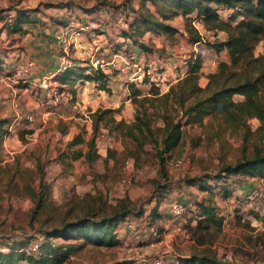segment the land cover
<instances>
[{
	"label": "rangeland",
	"instance_id": "1",
	"mask_svg": "<svg viewBox=\"0 0 264 264\" xmlns=\"http://www.w3.org/2000/svg\"><path fill=\"white\" fill-rule=\"evenodd\" d=\"M102 1L112 5L102 12L87 11ZM146 5L155 9L150 1ZM19 8L37 10L33 16L40 26L29 30L30 26L24 23V29L18 32L2 28ZM141 8V0H0V59L3 60L0 68V118L9 120V132L0 142V249L9 250L16 241H38L43 230L61 225L64 220L87 213H107L119 198L129 195L135 210L143 211L128 217L135 222V228H129L123 222L117 244L83 243L62 264L131 263L141 256L168 254L179 258L194 252L264 264V179L256 176L255 185L244 186L243 182L249 183L247 179L251 178L242 175H253H233L228 190L212 186L213 191L203 190L198 184L185 183L187 177L215 174L223 164L255 155L258 146L264 151V139L255 133L260 124L258 118L250 119V135L243 131L217 133V122L212 126L185 125L180 143L168 154L166 171L173 187L166 195L159 194L155 183L156 179L166 181L156 156L155 143H147L135 156L125 155L127 147L133 145L116 128L101 126L98 130L95 148L101 156L93 162L71 157L66 159L68 163L60 162L62 152L69 149L68 143L75 134L82 133L85 138L93 135L92 114L95 110L92 108L95 105L92 103H106L113 97L114 103H122L115 113L117 119L124 118L127 122L134 119L136 104L128 99L125 79L133 77L139 69L132 64L126 69L112 64L117 49L124 50V46L141 49L144 56L136 61L146 65L149 59L156 60L162 65L158 68H165L169 73L167 79L173 80L180 73L185 74L180 66L183 53L175 46L188 42L190 53L200 51L207 60L201 76L210 71L211 62L216 58L212 55L214 50L204 48L205 45L195 50L188 40L190 36L182 14L169 20L183 28L180 36L152 31L142 36H125L130 30V22ZM221 13L228 19V11L222 10ZM71 23L75 25L76 33L65 48L56 35L57 29ZM193 24L208 40L225 35L224 31L208 29L201 19H195ZM159 35V40L155 41L154 36ZM262 51L263 43H260L255 52L259 55ZM70 62L110 68L114 72L111 91L98 92L91 84L86 87L75 86L76 83L61 86L59 80L56 86L64 95L62 103L53 106L43 103L53 93L52 81L58 74L49 75L54 70L60 72ZM20 64H30L26 78L18 79ZM144 67L146 69L147 65ZM43 79L47 80L48 86ZM149 86L144 87L148 89ZM240 97L235 95L237 99ZM209 119L206 117L205 122ZM83 148L86 150L87 145L83 144ZM110 150H113L112 154ZM181 157L187 162L175 165V160ZM255 189L259 190L258 196L249 198L248 193ZM205 198L218 206L222 224H200L197 201ZM176 199L191 204V209L181 217L172 214L171 203ZM155 208H158L157 213ZM153 227L158 228L160 236L155 235ZM53 239L64 240L62 237ZM71 240L82 241L78 238Z\"/></svg>",
	"mask_w": 264,
	"mask_h": 264
},
{
	"label": "trees",
	"instance_id": "2",
	"mask_svg": "<svg viewBox=\"0 0 264 264\" xmlns=\"http://www.w3.org/2000/svg\"><path fill=\"white\" fill-rule=\"evenodd\" d=\"M141 1L142 8L133 17L130 30L125 32V36H142L149 31L175 34L180 28L169 20L182 14L191 43H202L204 48L213 49L218 53L226 50L227 58H221L217 68L208 73L205 85L201 83L204 59L200 51L191 52L186 63V73L171 83L167 90L163 91L152 83L148 74L142 81L144 85L150 84L148 89L136 81H127L129 97L136 104L134 119L130 122L124 118L117 119L115 113L118 108H97L92 114L93 135L86 139L82 133L75 134L68 143L69 149L62 152L61 160L66 163L67 158L77 159L84 156L87 161L93 162L100 157L95 148L98 130L101 126L116 128L133 145L132 148L127 147L125 155L135 156L147 143H155L156 156L161 171L166 176L165 182L156 179L155 183L158 185L159 194L166 195L173 187V181L166 171L168 154L180 143L185 125L212 126L217 122V133L243 131L250 135V119L258 118L260 124L255 133L264 139V0ZM147 1L152 2L155 9L146 5ZM110 5L111 2L102 1L94 7L95 9L87 11H100ZM222 10L228 11V19L223 17ZM33 12L37 10L17 9L11 21L6 22L2 28L8 29L9 32L23 30L24 23L37 21ZM193 12L195 15H191ZM195 19H201L208 29L224 31V37L206 39L193 24ZM260 43H263V51L257 55L255 49ZM2 64L3 60L0 59V68ZM57 78L61 81V86L67 83L73 85L77 80L94 79L98 88L111 91L112 73L93 64L74 63L62 69ZM237 94L243 95V98H235ZM206 117H210L208 122H205ZM8 124V118H0V142L9 132ZM83 144L87 145L86 150ZM77 145L81 147H74ZM110 151L112 154L113 150ZM238 174L264 179V151H261L259 146L255 155L235 163L223 164L215 174L187 177L185 183L198 184L203 190H215L212 186H222L224 190H228L230 178ZM197 206L200 224H222V216L219 215L218 206L214 201L205 198L197 201ZM135 212L143 213L135 210L132 199L126 195L119 198L107 213H87L43 230L45 240L40 242V248L36 252L27 250V245L32 241L30 239L16 241L9 246V250L0 249V264H62L74 250L82 247L83 243L115 245L119 242L118 231L121 223ZM157 212L158 208H155V213ZM54 237H62L64 240L54 241ZM72 238L82 241H72ZM179 260L181 264H252L250 261L226 259L200 252L188 256L180 255ZM115 264L130 263L126 261Z\"/></svg>",
	"mask_w": 264,
	"mask_h": 264
},
{
	"label": "built area",
	"instance_id": "3",
	"mask_svg": "<svg viewBox=\"0 0 264 264\" xmlns=\"http://www.w3.org/2000/svg\"><path fill=\"white\" fill-rule=\"evenodd\" d=\"M74 26L75 25L71 23L67 25H61L57 29L56 35L58 39L64 44L65 48H68L71 42L72 36H74V34L76 33L73 28ZM198 43L199 42L193 43L194 48ZM189 46L190 45L188 42H180L176 46V50L180 53H183V60L185 63H187V59L191 55V53L189 52ZM124 48H125L124 50L117 49L114 52V57L111 62L117 68H128L131 64L132 66H138L139 71L134 72L133 77H131L132 81H143L145 75L148 74L150 76L151 82L154 81L155 84L158 87H160L161 90L164 91V90H167V88H169L171 83H173L175 80H177L182 75L180 73V75L176 76V78L173 80H171L170 78L167 79V77L169 76L168 75L169 73L166 71L165 68L159 69L158 67H162V65H160L154 59H149L147 61L146 63L147 67L145 69L144 66L146 65H141L140 62H138V60L136 61V59L140 57L137 50L127 48L125 46ZM196 49L197 48H195V50ZM97 63L101 64V61L98 60ZM72 64L74 63L70 62L66 64L65 68ZM29 65L30 64H20L19 65V67L17 68V72L19 76L18 79L26 78L29 72V67H30ZM43 83L45 84V86H48L46 79H43ZM164 86L166 87L164 88ZM52 92L53 93L50 95V97H48L46 101L43 103H46V105L48 106L58 105V103H62V101L64 100V95L63 93L58 91L57 86L54 85V87L52 88ZM128 162H130V160H128ZM185 162H187L186 158L184 157L177 158L175 160V165H181V164H184ZM258 194H259V190L255 189V190H251L247 196L251 199H255L258 196ZM171 207H172V214L175 217H181L191 209V204L183 200L176 199L171 203ZM124 225H127V227L129 228H135V222L129 218H127L124 221ZM153 231L155 235L160 236L158 228L153 227ZM44 238H45V235L43 234L40 237V240ZM40 240L32 241L30 245V250L35 251V252L38 251L40 248ZM130 264H181V261L179 260V258L171 257L168 254H159L154 257H145V256L136 257Z\"/></svg>",
	"mask_w": 264,
	"mask_h": 264
},
{
	"label": "crops",
	"instance_id": "4",
	"mask_svg": "<svg viewBox=\"0 0 264 264\" xmlns=\"http://www.w3.org/2000/svg\"><path fill=\"white\" fill-rule=\"evenodd\" d=\"M103 10V9H102ZM102 10H100V12H102ZM86 14H88V13H86ZM26 25H28V26H30L29 27V30H35V27L36 26H40V23L39 22H26ZM26 25H24V26H26ZM44 30H46L47 31V29H46V27H44ZM183 30V28L182 27H180V31H182ZM177 32V33H175L174 34V36H180V35H182L183 33H181V32ZM184 31V30H183ZM150 32V31H149ZM148 32V33H149ZM186 32V31H185ZM202 33H203V31H202ZM101 35V34H100ZM168 35V34H167ZM205 37V36H204ZM145 38H146V35H145ZM159 38H160V35L158 36V37H155L154 36V40L156 41V40H159ZM147 39V38H146ZM198 46H202V43H198L196 46H195V48H198ZM174 48V47H173ZM175 48H176V46H175ZM136 50H137V52H138V54H139V56H140V58L142 57V56H144L143 55V51L141 50V49H139V48H136ZM208 50H213V49H208ZM142 51V52H141ZM213 56H215L216 58H214V60L211 62V67H210V71H214L216 68H217V65H218V61L221 59V58H227V51L226 50H223L222 52H220V53H218V52H216L215 50H214V53L212 54ZM54 58V57H53ZM172 62H174V64L176 65L177 64V62H175L174 60H172V58H169ZM203 59H204V61H203V66H202V70L204 69V65L207 63V60H205L206 58H205V56L203 55ZM98 61V60H97ZM181 61H182V63L180 62V66H181V71H185V73H186V70H187V65H186V63L184 62V60L183 59H181ZM209 63V62H208ZM210 66V65H209ZM208 66V67H209ZM132 66H130L129 68H131ZM124 69H126V68H124ZM106 72H108V73H112V76L114 75V72H112L111 71V69L110 68H105L104 69ZM51 71H53V70H51ZM169 71V70H168ZM210 71H208L204 76H201V83L203 84V85H205L206 83H207V81H208V77H207V75H208V73L210 72ZM59 72H57L56 70H54L53 72H51V74L49 75V77H52V76H55V75H57ZM116 73V72H115ZM120 73V72H119ZM117 74V75H121V74ZM184 74H182L181 76H183ZM122 77V76H121ZM123 78V77H122ZM202 78H203V81H202ZM127 81H132L131 80V77L129 76L128 77V79H125V90H127L128 89V86H127ZM59 80H58V78H54L53 79V81H52V84L53 85H58L59 83ZM78 82V83H77ZM77 82H76V84H75V86H77V85H81V86H83V87H86L88 84H91L92 86V89H97V91L98 92H104L105 90L104 89H100V88H98L97 86H96V82H95V80L94 79H84V80H77ZM139 85H141L143 88H145L147 85H144L143 83H142V81H136ZM111 85V84H110ZM150 85V84H149ZM111 86H113V85H111ZM145 86V87H144ZM146 89V88H145ZM50 92V91H49ZM128 99L130 100L131 98L129 97V91H128ZM241 97L240 98H243V95H241V94H239ZM126 101V100H125ZM122 103H114V99H113V97H111L110 98V100H108V101H106V103H92V105L94 106L95 105V107L94 108H92V111H94V110H96V108H98V107H113V108H118L120 105H121ZM122 116V115H121ZM86 139H88V138H86ZM85 150V149H84ZM100 153V152H99ZM100 156H101V153H100ZM80 158H83V159H85V157L83 156V157H80ZM99 158V157H98ZM78 159V158H77ZM86 160V159H85ZM63 160H60V162H62ZM242 177H245V178H251V179H247V180H250V182L249 183H246V181H244L243 182V185L244 186H250V184L251 185H255V182L256 181H254V180H257L256 178V176H251V177H248V176H245V175H242ZM258 178H260V177H258ZM262 179V178H261Z\"/></svg>",
	"mask_w": 264,
	"mask_h": 264
}]
</instances>
